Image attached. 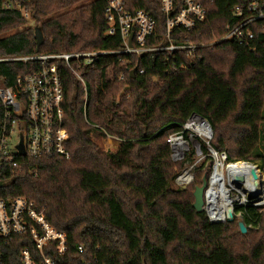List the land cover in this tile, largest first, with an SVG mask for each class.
I'll use <instances>...</instances> for the list:
<instances>
[{"label": "trees", "instance_id": "16d2710c", "mask_svg": "<svg viewBox=\"0 0 264 264\" xmlns=\"http://www.w3.org/2000/svg\"><path fill=\"white\" fill-rule=\"evenodd\" d=\"M8 2L20 9H8ZM125 2L156 21L146 46L167 42L161 0ZM199 2L205 20L189 31L176 29L175 44H209L239 24L234 9L244 0ZM106 6V0H0V58L119 50L120 36L105 35ZM182 6L183 0H174L173 15ZM21 10L40 24L39 49ZM250 29L254 37L246 43L228 40L193 56L177 53V60L152 52L130 58L131 66L127 56H107L94 71H83L86 91L61 65L70 158H20V171L0 173V199L26 197L46 207V219L66 232L71 253L83 245L101 264H264V213L235 207L233 221L211 222L193 207L196 187L210 176L208 147H201L206 157L194 181L182 188L174 181L195 161L194 152L175 163L167 143L196 114L212 128L211 148L226 153L228 163L254 164L257 152L264 172V20ZM134 67L144 73L131 77ZM38 68L33 61L0 63V83L14 87L20 75ZM120 72L124 80L117 78ZM2 115L0 106V120ZM104 132L118 139L115 149L99 142Z\"/></svg>", "mask_w": 264, "mask_h": 264}, {"label": "built area", "instance_id": "2783aa9c", "mask_svg": "<svg viewBox=\"0 0 264 264\" xmlns=\"http://www.w3.org/2000/svg\"><path fill=\"white\" fill-rule=\"evenodd\" d=\"M106 1L105 35H119L122 40L121 49L0 58V63L33 61L39 65L34 74L20 75L14 87L7 88L0 83V106L3 108L0 120V173L9 167L20 171L22 157L28 160L70 158L67 149L69 133L62 106L64 92L59 71L61 65L71 71L86 91L83 71H94L97 62L107 56H127L130 60L128 65L131 66L133 62L130 58H140L143 54L152 52H164L166 61L177 60V53L186 51L188 56H193L198 48L228 40L246 43L254 37L251 25L264 20V0H244L242 5L234 9V16L240 20L239 24L222 37L215 38L209 44H175L171 38L173 32L176 29L192 30L205 20L207 12L199 0H183L182 8L173 15L174 0H161V10L167 18V42L158 47H148L146 44L154 36L156 21L143 10H128L125 0ZM6 7L20 9L19 5L14 6L9 2ZM21 11L29 19V14ZM119 62L123 64V58ZM129 70L130 74L133 70L135 74L138 72L137 67ZM138 73L143 74L144 71ZM117 78L124 80L125 74L120 72ZM212 138L213 131L209 123L196 114L188 118L180 131L168 137L173 162H181L194 152L195 161L182 169L175 178L178 187H185L194 181V170L205 156L201 149L203 144L208 147L209 156L213 160L208 189L215 173L223 178L225 175L226 178L231 166L240 163L252 166L246 162L228 163L226 153H218L211 148ZM103 140L109 148L118 142L117 138L106 132ZM31 172L33 170L29 169L28 173ZM227 185L231 188V193L236 190ZM207 191L204 206L209 220L214 223L226 222L228 213L223 220L211 218L207 210ZM232 197L236 198L232 208L235 205H245V202L239 201V196ZM45 210L46 207L41 208L26 197L0 199V264H101L83 245L77 248L76 253H71L66 232L49 223ZM15 248H18L16 259L12 253Z\"/></svg>", "mask_w": 264, "mask_h": 264}, {"label": "bare ground", "instance_id": "6f19581e", "mask_svg": "<svg viewBox=\"0 0 264 264\" xmlns=\"http://www.w3.org/2000/svg\"><path fill=\"white\" fill-rule=\"evenodd\" d=\"M227 173L226 178L215 173L207 191V210L213 220H223L228 208L236 202L227 184L259 197L257 206H264V175L260 177L257 169L242 163L229 167ZM245 197L240 201L245 202Z\"/></svg>", "mask_w": 264, "mask_h": 264}, {"label": "rangeland", "instance_id": "374dc122", "mask_svg": "<svg viewBox=\"0 0 264 264\" xmlns=\"http://www.w3.org/2000/svg\"><path fill=\"white\" fill-rule=\"evenodd\" d=\"M39 23H36V22H33L32 20H30L29 19V24H28V26H30V27H32L33 29H35L36 27H39ZM12 33H14V32H12ZM11 33V34H12ZM261 129H264V126L263 125H261ZM99 142L102 144V146L104 147V149H115L116 148V143L114 144V147H107V143L103 140V139H99ZM204 156V155H203ZM205 157L206 156H204V158L201 160V161H199L198 162V164H197V166H199L202 162H204L205 160ZM249 165H252L255 169H257V172H259V176L261 177V176H263V174H264V172H262L261 171V163L259 162V160H258V158H257V152H256V162L254 163V164H249ZM197 166H196V168H197ZM206 167H208L209 168V163H206ZM195 168V169H196ZM210 169H211V172H210V175H211V173H212V170H213V163H212V166H210ZM195 171V170H194ZM181 171H178L177 172V175H178V173H180ZM226 174V173H225ZM193 175H194V173H193ZM210 177V176H209ZM209 177H208V181H209ZM264 177V176H263ZM175 182V181H174ZM176 185V184H175ZM175 185L173 184V187H175ZM176 187H178L177 185H176ZM186 187V186H185ZM183 188V187H182ZM228 188V187H227ZM236 189V188H235ZM207 190H208V188H207ZM206 190V191H207ZM239 196V201H240V199H242L243 198V196L245 197V205H242V206H234L233 207V216L235 215V207H247V206H254V207H256L258 210H259V212H261V213H264V206H257V204H258V199H259V197H256V196H254V195H252L251 193H246L245 191H244V189H243V191H240V190H238V189H236L235 191H233L232 193H231V196ZM204 209H205V206H204ZM205 211V210H204ZM238 216L240 217L241 215L240 214H238ZM224 223V222H223Z\"/></svg>", "mask_w": 264, "mask_h": 264}, {"label": "water", "instance_id": "95a60500", "mask_svg": "<svg viewBox=\"0 0 264 264\" xmlns=\"http://www.w3.org/2000/svg\"><path fill=\"white\" fill-rule=\"evenodd\" d=\"M35 39H36V42H37V49H39L41 47V45L43 44V42H44L43 34H42V31H41V29L39 27L35 28ZM131 39H132V37H131ZM130 46H131V40H130ZM130 75H131V77H134L135 76V70H133ZM20 149H21L22 153H24L22 146L20 147ZM208 184H209L208 180L206 178H204L203 179V184L200 187H196V189L194 191L195 202H194L193 207L198 212L205 210L204 209L205 192H206V190L208 188ZM227 213H228V219L227 220L229 222L233 221L234 220L233 208L229 207L228 210H227ZM239 227H240V230H241V232L243 234H245L247 232V227L244 225L243 222L239 223Z\"/></svg>", "mask_w": 264, "mask_h": 264}]
</instances>
